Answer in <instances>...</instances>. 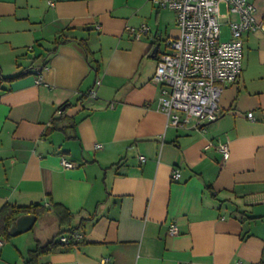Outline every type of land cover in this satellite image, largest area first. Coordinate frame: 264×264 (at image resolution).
<instances>
[{"label": "crops", "instance_id": "obj_1", "mask_svg": "<svg viewBox=\"0 0 264 264\" xmlns=\"http://www.w3.org/2000/svg\"><path fill=\"white\" fill-rule=\"evenodd\" d=\"M248 1L259 28L244 35L243 72L224 87L219 119L175 127L153 80L180 35L175 11L0 0V212L44 207L27 232L10 233L26 214L9 237L0 228V264H264V0ZM227 12L223 39L238 19ZM143 24L139 39L127 30ZM73 232L83 239L31 261L38 244Z\"/></svg>", "mask_w": 264, "mask_h": 264}, {"label": "built area", "instance_id": "obj_2", "mask_svg": "<svg viewBox=\"0 0 264 264\" xmlns=\"http://www.w3.org/2000/svg\"><path fill=\"white\" fill-rule=\"evenodd\" d=\"M159 9L176 12L180 35L168 40L169 51L162 54L153 78L163 87L160 108L167 114L170 123L181 127L192 119L198 124L211 123L221 115L220 99L224 87L239 82L243 72L244 35L256 31L257 8L248 0H152ZM228 10L226 16H237L230 21V38L223 39L221 6ZM127 30L139 39L150 30L146 24L128 27ZM101 84L100 81L97 82ZM92 96L97 95L95 89ZM59 116L63 111L59 110ZM253 118V113L249 114ZM98 148L101 146L98 145ZM225 160L230 156L229 144H219ZM145 161V158H142ZM65 168L76 165L62 160ZM181 172L175 169L173 178L179 179ZM170 233H180L176 224H171ZM83 235L73 232L60 236L63 244L80 242ZM4 241H0V249ZM109 258L101 263L107 264Z\"/></svg>", "mask_w": 264, "mask_h": 264}, {"label": "trees", "instance_id": "obj_3", "mask_svg": "<svg viewBox=\"0 0 264 264\" xmlns=\"http://www.w3.org/2000/svg\"><path fill=\"white\" fill-rule=\"evenodd\" d=\"M71 40L72 39H69V38H61V39H58L56 41V43L58 45H60L62 43H67ZM80 44L83 47V50L85 51V53L87 55V58L90 59L91 57H93V52L88 47L87 42L80 41ZM89 62L94 67L92 62L91 61H89ZM96 68L98 69V66ZM25 73L26 72L24 71L20 75H18L16 77L9 78V79H11V80L16 79V78L20 77L21 75H24ZM43 211H44V207L40 204H34V205L29 206V207H17V206L7 204L0 212V228L3 231V233L7 237H9L10 236L9 228H10L12 222L15 220V218H17L21 214L40 215V213ZM65 213L66 212H64V211L58 212V214L61 215V218H63V219H65V217H66ZM67 213H69V212H67ZM69 215L71 216L70 213H69ZM59 244H63V243H61L60 240H59V242L56 241V238L46 245L38 244L37 248L32 250L30 253V255L32 257L31 261H35L36 259H38L43 254L51 253L53 250H55L59 246ZM63 245H67V244H63ZM68 245H74V244H68Z\"/></svg>", "mask_w": 264, "mask_h": 264}, {"label": "water", "instance_id": "obj_4", "mask_svg": "<svg viewBox=\"0 0 264 264\" xmlns=\"http://www.w3.org/2000/svg\"><path fill=\"white\" fill-rule=\"evenodd\" d=\"M157 50H159V46L156 47L155 51ZM36 221H37L36 215L33 214L23 215L20 218H18L16 222L12 225V228L10 229V233L13 236H16L21 233L27 232L33 228Z\"/></svg>", "mask_w": 264, "mask_h": 264}, {"label": "rangeland", "instance_id": "obj_5", "mask_svg": "<svg viewBox=\"0 0 264 264\" xmlns=\"http://www.w3.org/2000/svg\"><path fill=\"white\" fill-rule=\"evenodd\" d=\"M171 12H172V11H171ZM173 13H174V12H173ZM174 14H175V13H174ZM222 22H226V20H225V19H224V20L222 19ZM224 29H225V28H224Z\"/></svg>", "mask_w": 264, "mask_h": 264}]
</instances>
